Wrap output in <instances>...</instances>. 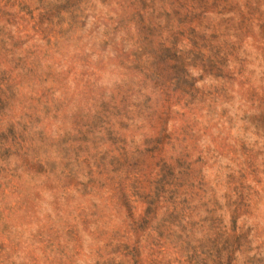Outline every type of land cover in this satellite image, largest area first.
<instances>
[{
  "label": "rangeland",
  "instance_id": "1",
  "mask_svg": "<svg viewBox=\"0 0 264 264\" xmlns=\"http://www.w3.org/2000/svg\"><path fill=\"white\" fill-rule=\"evenodd\" d=\"M0 264H264V0H0Z\"/></svg>",
  "mask_w": 264,
  "mask_h": 264
}]
</instances>
